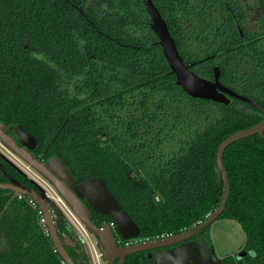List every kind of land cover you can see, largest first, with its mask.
<instances>
[{"label":"trees","instance_id":"16d2710c","mask_svg":"<svg viewBox=\"0 0 264 264\" xmlns=\"http://www.w3.org/2000/svg\"><path fill=\"white\" fill-rule=\"evenodd\" d=\"M146 2L0 0V122L11 135L23 127L37 158H59L79 183L102 179L142 241L205 221L225 192L220 145L264 122L248 103L195 99L177 84ZM152 2L194 73L213 81L218 67L223 86L264 108V0ZM0 163L32 187L1 155ZM223 163L230 194L219 219L240 224L252 255L222 262L264 264V138L234 143ZM13 196L0 190V264H64L39 207ZM210 229L201 235L212 245ZM152 255L124 264H154Z\"/></svg>","mask_w":264,"mask_h":264},{"label":"water","instance_id":"95a60500","mask_svg":"<svg viewBox=\"0 0 264 264\" xmlns=\"http://www.w3.org/2000/svg\"><path fill=\"white\" fill-rule=\"evenodd\" d=\"M146 6L151 17V27L157 34L163 53L173 73L176 75L177 84L187 94L195 99L208 100L221 104H229V98H234L248 103L264 113V108L257 102L223 86L220 83L221 73L218 67L214 68L215 77L213 81L204 79L194 73L182 59L166 21L152 0H147ZM8 131V126L0 122V142L3 146L54 186L57 193L84 225L85 229L99 239L100 251L103 259L108 264H113L116 260H118V264H124L130 255L146 251H154L152 255L154 264H223L222 260L216 256L214 248H210L201 235L206 228L210 227L219 219L226 209L230 194V182L223 163V156L231 145L240 140L255 135L264 138V122L231 135L220 145L217 152V164L223 178L225 192L220 206L205 221L191 230L178 235L146 240L123 248L118 246L112 226L110 224H104L98 227L92 221L90 209L83 202V199H86L96 214L109 215L122 237L128 239L140 236V228L123 211L121 205L109 192L103 180L93 178L76 185V178L59 158H52L47 163L36 158L34 152L38 146L37 140L23 127H17V133L20 136L19 141H16L12 135H9ZM0 169L7 179L6 182H0V190H7L14 193L12 199L17 195L27 196L32 199L45 218L46 226L56 252L61 256L64 264H76L68 254L59 236L55 217L50 206L52 201L48 198L46 191L40 189L37 185L36 188H39L41 191L38 192L36 188H32L9 177L1 163ZM72 186H74V190H72ZM64 239L65 243H72L67 235L64 236ZM246 256L247 253H244L237 258L243 259Z\"/></svg>","mask_w":264,"mask_h":264},{"label":"rangeland","instance_id":"374dc122","mask_svg":"<svg viewBox=\"0 0 264 264\" xmlns=\"http://www.w3.org/2000/svg\"><path fill=\"white\" fill-rule=\"evenodd\" d=\"M0 155L5 159L9 160L16 167H18L19 170L26 174V176L35 180L39 185L42 186V188H44L46 193L51 197L49 198L50 201L55 202L60 211H62V213L67 216L74 229L85 241L84 243L91 254L92 263L105 264L98 249L96 239L87 232L84 226H81L78 222H76V220L69 213V211L59 202V199L54 194L53 189L46 182V180L42 178L39 174H37L24 161H22L15 154L9 151L5 146H3L1 142ZM53 206L54 205L52 204V207ZM209 234L211 239L210 242L212 243V247L214 248L215 254L221 260L227 256L238 257L239 255H243L244 253L252 255V252L244 251L246 234L240 224L235 221L228 219H218L211 225Z\"/></svg>","mask_w":264,"mask_h":264},{"label":"flooded vegetation","instance_id":"af4514ba","mask_svg":"<svg viewBox=\"0 0 264 264\" xmlns=\"http://www.w3.org/2000/svg\"><path fill=\"white\" fill-rule=\"evenodd\" d=\"M8 134H9V131H8ZM11 135V134H9ZM16 141H19L20 139V136L18 135H15L13 134L12 135ZM38 147V146H37ZM37 151V149H36ZM36 151L34 152V154L36 155ZM37 158V156H36ZM38 159V158H37ZM39 160V159H38ZM9 161V160H8ZM43 162H48V161H45L44 159L41 160ZM10 162V161H9ZM13 164V163H12ZM29 166V165H28ZM18 168V167H17ZM28 177V176H27ZM42 177V176H41ZM29 178V177H28ZM43 178V177H42ZM45 179V178H44ZM29 180L32 182V188L36 187L37 185L40 187V189H44L42 188L41 185H39L35 180L29 178ZM46 180V179H45ZM77 180V179H76ZM46 182L51 186V188L53 189L54 191V194L57 196L59 200V202L69 211V213L74 217V219L76 220V222H78L81 226H84L79 220L78 218L73 214V212L70 210V208L67 206V204L65 203V201L60 197V195L57 193V191L55 190L54 186L46 180ZM78 184H81L78 182H76V185ZM39 188H37V191L38 192H41ZM72 190H74V186H72ZM54 200V198H53ZM83 202L88 206V208L90 209L91 211V214H92V221L98 226V227H101L102 225L104 224H110L112 226V229H113V234L115 236V239H116V242L118 244V246L120 248H123V247H127V246H130V245H133L135 243H139V242H142V240L140 239V236L139 237H136V238H124L122 237L118 230L116 229L113 221H112V218L109 216V215H98L96 214L93 209L90 207V205L88 204L87 200L86 199H83ZM52 204L54 205L52 207ZM52 204L50 205L51 206V210L53 212V214L56 212V214H54V217H55V221H56V224H57V230H58V233H59V236L66 248V250L68 251V254L70 255V257L73 259V261L76 263V264H93L92 263V259H91V254L89 252V249L86 247L85 245V241L82 239V237L78 234V232L74 229L73 225L70 223V221L68 220L67 216H65L62 211H60V209L58 208V206L55 204V202H52ZM122 207V206H121ZM55 210V211H54ZM64 223L63 225H65L67 231H68V237L69 239L72 241V243H65V239H64V236L65 234L67 233L66 231H63V232H60V228H61V224L60 223ZM60 227V228H59ZM88 232V231H87ZM89 233V232H88ZM90 234V233H89ZM91 236H93L96 241H97V245H98V249L100 251V247H99V239L93 235V234H90ZM203 237V236H202ZM204 240L206 241L207 245L211 248L212 245H210V243L206 240L205 237H203ZM78 239V240H77ZM80 240V241H79ZM195 240V239H193ZM84 251V254L82 253ZM146 252H149V251H146ZM152 253H154V251H150ZM100 254H101V257H102V260L105 264H108V262H106L104 259H103V256H102V253L100 251ZM113 264H118V260H116Z\"/></svg>","mask_w":264,"mask_h":264},{"label":"built area","instance_id":"2783aa9c","mask_svg":"<svg viewBox=\"0 0 264 264\" xmlns=\"http://www.w3.org/2000/svg\"><path fill=\"white\" fill-rule=\"evenodd\" d=\"M46 194H47V193H46ZM47 196H48V198H51L48 194H47ZM59 200H60V199H59ZM32 204H33L34 206H36L35 203L32 202ZM41 214H42V212H41ZM42 215H43V214H42ZM41 222L44 223V224L46 225V221H45L44 216L42 217ZM48 233H49V232H48Z\"/></svg>","mask_w":264,"mask_h":264}]
</instances>
